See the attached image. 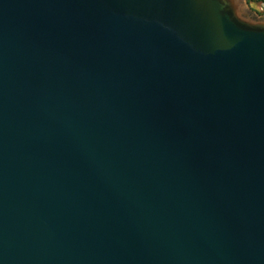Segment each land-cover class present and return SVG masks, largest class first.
<instances>
[{
    "label": "water",
    "instance_id": "water-1",
    "mask_svg": "<svg viewBox=\"0 0 264 264\" xmlns=\"http://www.w3.org/2000/svg\"><path fill=\"white\" fill-rule=\"evenodd\" d=\"M0 264H264V17L0 0Z\"/></svg>",
    "mask_w": 264,
    "mask_h": 264
},
{
    "label": "rangeland",
    "instance_id": "rangeland-1",
    "mask_svg": "<svg viewBox=\"0 0 264 264\" xmlns=\"http://www.w3.org/2000/svg\"><path fill=\"white\" fill-rule=\"evenodd\" d=\"M249 7L257 15L258 18L264 17V4L261 3H252Z\"/></svg>",
    "mask_w": 264,
    "mask_h": 264
},
{
    "label": "trees",
    "instance_id": "trees-1",
    "mask_svg": "<svg viewBox=\"0 0 264 264\" xmlns=\"http://www.w3.org/2000/svg\"><path fill=\"white\" fill-rule=\"evenodd\" d=\"M247 3L250 5L252 3H261L264 4V0H247Z\"/></svg>",
    "mask_w": 264,
    "mask_h": 264
}]
</instances>
